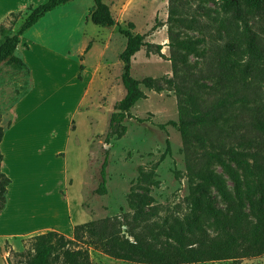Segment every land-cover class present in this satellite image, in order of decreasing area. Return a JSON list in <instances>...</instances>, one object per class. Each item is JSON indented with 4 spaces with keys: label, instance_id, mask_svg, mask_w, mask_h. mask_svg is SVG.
I'll list each match as a JSON object with an SVG mask.
<instances>
[{
    "label": "rangeland",
    "instance_id": "374dc122",
    "mask_svg": "<svg viewBox=\"0 0 264 264\" xmlns=\"http://www.w3.org/2000/svg\"><path fill=\"white\" fill-rule=\"evenodd\" d=\"M25 1L0 0V12L18 9ZM102 1L117 25L105 28L92 24L88 16L93 1L72 0L47 13L24 34L20 51L34 70L29 95L22 69L0 66V126L4 134L9 130L8 123L12 124L14 118L17 121L7 136L11 140L2 147L7 157L1 169L11 184L7 187V204L0 213V264L22 261L19 254L28 251L33 235L109 217L130 220L133 210L129 203L134 193L151 199L144 211L154 207L156 214L150 221L160 227L172 226L176 218L183 223L191 220L186 165L192 161L202 167L200 156L208 148L187 149L177 128L170 124L177 121V97L166 81H178L169 60V32L178 33L182 40H195L199 34L168 21V0ZM16 12L22 14L24 9ZM9 15L0 20V26L14 32L23 15L14 22ZM128 23L134 26L131 32L142 35L145 42L131 58V76L138 82L151 78L162 90H149L140 84L144 98L130 109L132 118L111 132L110 115L125 94L119 54L126 38L119 29H127ZM157 46L161 47L159 51ZM203 51L204 46L198 44L186 59L189 77L193 74L197 78L198 93L208 104L223 91L208 79ZM80 88L83 96L75 108L72 99ZM26 96L24 103H17ZM250 99L253 102L248 106H264V87ZM236 115L233 112L224 126L233 135L244 132L237 127ZM248 136L252 138L253 134ZM104 156L106 192L99 194V168ZM209 170L222 176L233 192L231 181L219 166L211 164ZM141 173L148 176L146 181ZM209 197L225 217V204L214 188L209 189ZM200 224L212 229L202 219ZM126 230L122 225L121 231ZM90 258L92 264H134L92 249ZM202 264H264V254Z\"/></svg>",
    "mask_w": 264,
    "mask_h": 264
},
{
    "label": "trees",
    "instance_id": "16d2710c",
    "mask_svg": "<svg viewBox=\"0 0 264 264\" xmlns=\"http://www.w3.org/2000/svg\"><path fill=\"white\" fill-rule=\"evenodd\" d=\"M70 1L44 0L37 5L29 4L24 14L10 13L13 22L23 15L14 32L0 26V66L8 64L22 69L28 81L27 90L29 69L18 52L20 38L47 13ZM92 1L88 16L92 24L105 28L117 25L107 4L102 0ZM168 21L199 34L195 40H182L178 33L169 32V60L173 77L178 81H166L177 97V121L170 124L177 128L187 149L208 148L200 156L202 167L192 161L186 165L191 220L183 223L176 218L172 226L160 227L150 221L156 214L154 207L144 211L151 199L134 193L129 203L133 210L130 220L122 222L118 217H109L77 224L71 238L56 231L33 235L29 238L28 251L19 254L22 261L14 264H92L90 249L134 264H202L252 259L264 254V106H248L253 102L250 96H256L264 87V0H168ZM133 28L128 23L127 29H119L126 38L119 54L125 94L110 115L111 132L122 121L132 118L130 109L144 98L140 84L149 90H162L151 78L138 82L131 76V58L145 45L142 35L131 32ZM198 44L204 46L201 58L206 62L208 79L223 91L208 104L198 93L197 78L193 74L189 77L188 72L186 54L194 52ZM83 68L80 64L79 70ZM182 71L187 72L182 75ZM77 78L80 79L79 74ZM235 111L237 127L244 130L237 135L224 128ZM249 133L253 134L252 138ZM3 135L4 129L0 126V142ZM1 162L0 153V213L6 206L10 184L1 170ZM106 164L104 156L99 168V194L106 192ZM211 164L219 166L231 181L233 192L222 176L209 170ZM141 176L143 181L148 178L144 173ZM210 188L224 202L225 217L212 204ZM200 219L212 229L203 227ZM122 225L127 227L126 231H121Z\"/></svg>",
    "mask_w": 264,
    "mask_h": 264
},
{
    "label": "crops",
    "instance_id": "0c3cea01",
    "mask_svg": "<svg viewBox=\"0 0 264 264\" xmlns=\"http://www.w3.org/2000/svg\"><path fill=\"white\" fill-rule=\"evenodd\" d=\"M44 0H26L24 3H22L21 5H20V7L18 8V9H15V10H13V9H11V10H4V11H1L0 12V20H2L3 18H5V16H7L9 13H11V12H16V11H19V10H22V9H25V7L27 6V5H29V4H33V5H37V4H40V3H42ZM41 22V19L34 25V26H36L37 24H39ZM33 26V27H34ZM32 27V28H33ZM31 29V28H30ZM29 29V30H30ZM24 36V35H23ZM23 36L20 38V43H19V45H18V52H19V55L21 56V58H22V60H23V62L26 64V66L28 67V69H29V83H30V88H29V92H27V94L26 95H29L30 93H32V90H33V87H32V85H34L33 83H32V79H33V76H34V70H33V67H32V65H31V63L27 60V59H24L23 58V56H22V54H21V51H20V45L22 44V42H23ZM24 46H26V44H24ZM27 47V46H26ZM81 62H78V66H79V64H80ZM83 71V70H82ZM83 86V85H82ZM82 96H83V88L81 89H79L74 95H73V99H72V101L74 102L73 104H74V107L75 108H77L78 107V105L80 104V102H81V100H82ZM24 97V96H23ZM22 97V98H23ZM26 99H28V96H26L25 98H23L22 100H19L17 103L19 104V103H24V101L26 100ZM16 103V104H17ZM17 104V105H18ZM17 107V106H16ZM16 107L14 106L13 107V112L15 113V109H16ZM16 124H17V121H16V119L14 118L13 119V122H12V124H10V127H9V130H8V132H6L4 135H3V137H2V140H3V138L5 137V140H7V136L10 134V132H11V130L16 126ZM2 140H1V142H2ZM1 142H0V153L2 154V162H4V152L2 151V147H1ZM2 162H1V166H2ZM2 170V169H1ZM10 184H11V180H10ZM9 184V185H10ZM6 204H7V199H6ZM69 217V216H68ZM73 223L70 225V227L69 228H67V229H64V228H55V230L57 231V232H59V233H61V234H63L64 236H66L67 238H70L71 237V235H72V231H73Z\"/></svg>",
    "mask_w": 264,
    "mask_h": 264
},
{
    "label": "bare ground",
    "instance_id": "6f19581e",
    "mask_svg": "<svg viewBox=\"0 0 264 264\" xmlns=\"http://www.w3.org/2000/svg\"><path fill=\"white\" fill-rule=\"evenodd\" d=\"M8 142L11 140L10 139V137H8ZM7 141L5 140V137L3 138V140H2V142H1V147H3L4 145H5V143H6ZM7 157V155H5V153H4V159ZM78 185V184H77ZM46 195V194H45ZM49 210H51V209H49ZM17 211H18V209H17ZM34 217V216H33ZM29 218V217H28Z\"/></svg>",
    "mask_w": 264,
    "mask_h": 264
}]
</instances>
